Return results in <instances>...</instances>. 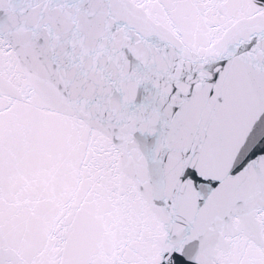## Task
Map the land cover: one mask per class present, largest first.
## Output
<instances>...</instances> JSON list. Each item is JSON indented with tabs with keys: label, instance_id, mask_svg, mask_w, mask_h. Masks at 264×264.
<instances>
[{
	"label": "snow or ice",
	"instance_id": "obj_1",
	"mask_svg": "<svg viewBox=\"0 0 264 264\" xmlns=\"http://www.w3.org/2000/svg\"><path fill=\"white\" fill-rule=\"evenodd\" d=\"M0 264H264V0H0Z\"/></svg>",
	"mask_w": 264,
	"mask_h": 264
}]
</instances>
